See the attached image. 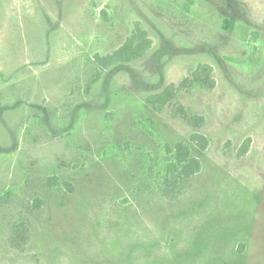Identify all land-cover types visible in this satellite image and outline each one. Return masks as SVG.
<instances>
[{
  "label": "rangeland",
  "instance_id": "374dc122",
  "mask_svg": "<svg viewBox=\"0 0 264 264\" xmlns=\"http://www.w3.org/2000/svg\"><path fill=\"white\" fill-rule=\"evenodd\" d=\"M0 264H264V0H0Z\"/></svg>",
  "mask_w": 264,
  "mask_h": 264
},
{
  "label": "trees",
  "instance_id": "16d2710c",
  "mask_svg": "<svg viewBox=\"0 0 264 264\" xmlns=\"http://www.w3.org/2000/svg\"><path fill=\"white\" fill-rule=\"evenodd\" d=\"M180 161L184 162L185 172L188 174H193L200 170V161L195 157H191L189 160L184 157Z\"/></svg>",
  "mask_w": 264,
  "mask_h": 264
}]
</instances>
